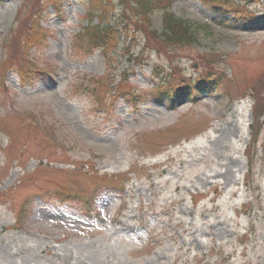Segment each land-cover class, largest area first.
<instances>
[{
  "label": "rangeland",
  "instance_id": "obj_1",
  "mask_svg": "<svg viewBox=\"0 0 264 264\" xmlns=\"http://www.w3.org/2000/svg\"><path fill=\"white\" fill-rule=\"evenodd\" d=\"M57 1L0 2V264H264V126L255 146L252 135L264 0H223L226 14L206 0H161L148 24L134 14L122 22L123 0H107L111 65L84 30L99 0L44 14ZM247 10L253 20L229 16ZM165 13L195 39L155 38ZM24 38L35 39L26 51ZM23 59L56 84L22 88ZM201 72H224L220 88L151 99L161 81ZM122 92L143 101L132 107ZM62 190L83 192L91 217L78 198L54 208Z\"/></svg>",
  "mask_w": 264,
  "mask_h": 264
},
{
  "label": "trees",
  "instance_id": "obj_2",
  "mask_svg": "<svg viewBox=\"0 0 264 264\" xmlns=\"http://www.w3.org/2000/svg\"><path fill=\"white\" fill-rule=\"evenodd\" d=\"M126 1H127V5H126ZM160 1L161 0H123V2L120 3V5L123 6L124 3L125 9H122V13L120 17L121 21L126 22L127 20H130L129 17H131V15L134 14L137 17L141 16L143 18V21L148 24L150 22L148 21V19L151 12L154 11L159 6V4L161 3ZM217 1L219 2L223 0H217ZM100 5H102V3H100ZM230 10L231 9H228V11ZM232 14L234 15V13ZM240 14L241 13L237 12L234 16H239ZM92 15L94 14H91L90 16L91 19H93ZM98 18H99L98 23L94 25L92 22V26H90V28L88 29L89 40L91 43L97 46L101 52L106 53V48L108 47V42H109L108 39H109V35L111 34V31L108 24H106L107 16H105V14H100ZM154 37L180 45L191 43L192 40L195 39L194 33L191 31V28L188 25H186V23L174 18L172 15L168 13L164 14V26H163L162 36L154 35ZM133 41L134 39L131 42ZM132 44L133 43H130L129 45L132 46ZM212 76H213L212 73L205 72L204 75L201 77L203 78V81L199 83L203 84L209 82ZM169 83H170L169 79H167L164 82V86L166 88V91L168 92L165 94H161V96H165L170 92H172L175 96H180L183 94H187V96H189L190 93H193V88L196 87L195 82H193V80H189L186 78L181 79V81H177L173 84H169ZM199 83H198V91L200 92L205 91L206 88L201 86ZM254 99H255V105H254L255 123L252 128L254 129L253 137H254V142L256 143L258 140L259 133L263 127L261 123V119L264 118V90L256 92L254 95Z\"/></svg>",
  "mask_w": 264,
  "mask_h": 264
},
{
  "label": "bare ground",
  "instance_id": "obj_3",
  "mask_svg": "<svg viewBox=\"0 0 264 264\" xmlns=\"http://www.w3.org/2000/svg\"><path fill=\"white\" fill-rule=\"evenodd\" d=\"M230 172V171H229ZM221 178L223 179V180H225V184H228L229 182H230V175L228 176V172H226L225 174H223L222 176H221ZM227 182V183H226Z\"/></svg>",
  "mask_w": 264,
  "mask_h": 264
}]
</instances>
